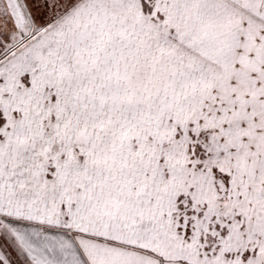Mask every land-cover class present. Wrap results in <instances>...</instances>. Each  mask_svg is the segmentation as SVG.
Listing matches in <instances>:
<instances>
[{
    "label": "snow or ice",
    "instance_id": "snow-or-ice-1",
    "mask_svg": "<svg viewBox=\"0 0 264 264\" xmlns=\"http://www.w3.org/2000/svg\"><path fill=\"white\" fill-rule=\"evenodd\" d=\"M0 264H264V0H0Z\"/></svg>",
    "mask_w": 264,
    "mask_h": 264
}]
</instances>
